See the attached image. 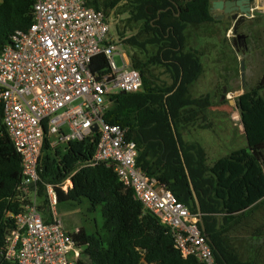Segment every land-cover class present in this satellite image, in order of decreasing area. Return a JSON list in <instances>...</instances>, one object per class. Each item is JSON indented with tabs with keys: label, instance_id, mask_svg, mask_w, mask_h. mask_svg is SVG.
Here are the masks:
<instances>
[{
	"label": "trees",
	"instance_id": "trees-1",
	"mask_svg": "<svg viewBox=\"0 0 264 264\" xmlns=\"http://www.w3.org/2000/svg\"><path fill=\"white\" fill-rule=\"evenodd\" d=\"M84 1L105 16L119 7L122 10L116 14L127 13L125 23L133 32L119 36L124 46L133 49L130 64L141 75L140 90L109 96L105 121L120 125L126 139L135 143L137 166L197 214L193 188L215 264H259L240 255L228 231L264 207V68L255 85L235 98L246 145L209 164L202 144L185 139L182 131L189 126L206 128L213 106L210 94L194 95L204 67L199 53L187 48L189 28L214 22L210 1ZM33 3L0 0V51L16 31L30 27ZM90 68L107 72L106 57H94ZM2 116L0 104V264H16L3 252L15 228L12 215L24 203L17 191L21 155L4 129ZM97 139V133H91L56 147L45 137L39 157L38 208L45 220L50 216L47 184L53 187L60 212L83 202L90 211L99 209L100 224L94 231L81 227L72 234L81 249L75 264H202L194 256L181 255L168 227L143 209L111 166L88 164ZM67 178L71 185L64 191L61 186Z\"/></svg>",
	"mask_w": 264,
	"mask_h": 264
},
{
	"label": "built area",
	"instance_id": "built-area-1",
	"mask_svg": "<svg viewBox=\"0 0 264 264\" xmlns=\"http://www.w3.org/2000/svg\"><path fill=\"white\" fill-rule=\"evenodd\" d=\"M33 12L30 27L16 31L0 51L2 124L21 155L17 191L24 201L21 210L12 215L15 228L6 239L4 256L16 264H75L80 249L72 234L79 229L68 231L57 217L52 185H46L49 219L45 220L38 208L39 157L45 137L56 145L97 133L88 164L111 166L143 209L168 227L182 256L215 264L198 214L190 213L137 166L135 143L126 139L124 128L103 117L110 95L141 88L139 71L131 67L126 52L109 36L105 14L84 0H34ZM100 54L108 61L107 72L90 68ZM70 185L67 178L61 188L67 191Z\"/></svg>",
	"mask_w": 264,
	"mask_h": 264
},
{
	"label": "rangeland",
	"instance_id": "rangeland-1",
	"mask_svg": "<svg viewBox=\"0 0 264 264\" xmlns=\"http://www.w3.org/2000/svg\"><path fill=\"white\" fill-rule=\"evenodd\" d=\"M264 0L259 3V7L252 11V15L247 17L240 25L241 30L247 32L245 43L233 42L232 25L229 20L212 22L204 24L198 28H189L187 37V48L196 50L203 63V73L193 87L194 95L210 94L213 106L208 111L206 120L207 127L199 129L202 134V140L207 147L219 144L218 151L214 153L209 150L208 155L214 161L231 151L232 149L242 147L246 144L244 136L240 133V120L233 117L236 112L234 106L229 105V99H235L236 93L242 92L255 85L262 75L264 68ZM113 10L106 16L109 24V36L118 44L120 51L126 52L128 57L133 51L132 48L124 46L119 34L125 36L132 34V30L125 23L127 13ZM115 62L119 65L118 55L114 56ZM243 62V68L241 67ZM166 78L165 75H161ZM225 87V90L223 88ZM224 98L221 99V96ZM191 127L182 131V135L187 137ZM195 129V128H194ZM198 130V128H196ZM68 131V128H64ZM61 144L56 143V147ZM211 161V160H210ZM57 217L61 219L65 228L69 231L84 228L86 231H94L100 224L99 209L90 211L85 202L69 208V210L59 211L56 205ZM260 218H252L248 223L250 230L242 231L241 234H257V250L252 257L264 264V230L257 233V226L260 224ZM248 234V235H250ZM234 244V243H233ZM235 245V244H234ZM236 246V245H235ZM80 249V248H79ZM81 250V249H80ZM239 251V250H238ZM240 253V252H239ZM72 255V252L69 253ZM242 257L246 258L244 253Z\"/></svg>",
	"mask_w": 264,
	"mask_h": 264
},
{
	"label": "crops",
	"instance_id": "crops-1",
	"mask_svg": "<svg viewBox=\"0 0 264 264\" xmlns=\"http://www.w3.org/2000/svg\"><path fill=\"white\" fill-rule=\"evenodd\" d=\"M260 2H262V0H255L257 8L259 7ZM263 4H264V2H263ZM207 118H208V114H207ZM190 127H191V129L189 130L190 132H188V135H187V137H185V139L199 141L206 151L208 163L212 164L214 162V159H212V157L210 159V156L208 155V151L212 150L213 151V158L216 157V155L214 153L216 152V149L218 151L219 144L215 145V143H214L212 147L210 145L207 147L206 143L203 142V140H202V134H200V132H199L200 131L199 129H205V128H198L196 126L195 127L189 126V128ZM196 128H198V130ZM253 217H255L256 219H259V218L261 219L260 224L257 226L256 231H257V233H259V232L262 233V231L264 230V207L260 210L255 211L253 214L249 215L248 217L242 219L240 222H238L237 225H233L232 227H230L228 234L231 237L232 242L236 245L235 247L239 250L241 256L244 253V255H246V258H251V259L256 260L254 257H252L254 252L258 251L256 244H254V243H256V241H253V240L258 239L259 238L258 235L257 234H250V233L241 234L242 231L250 230L248 227V223H250L252 221ZM248 234H250V235H248ZM256 261L260 264V262L258 260H256Z\"/></svg>",
	"mask_w": 264,
	"mask_h": 264
},
{
	"label": "flooded vegetation",
	"instance_id": "flooded-vegetation-1",
	"mask_svg": "<svg viewBox=\"0 0 264 264\" xmlns=\"http://www.w3.org/2000/svg\"><path fill=\"white\" fill-rule=\"evenodd\" d=\"M209 1H210L209 11L214 18V22L229 20L231 22L232 29L236 24L237 33L236 35L233 36V42L235 43V41H238L240 44L245 43L247 39V32L241 30L240 25L247 17L252 15V11H255L257 9L255 0L249 1V6L251 8L249 11L250 15H246V14L241 15L242 13L239 12V10H236L239 7L235 2L236 0H216V2H221V6L217 8H213L212 10H210V7L212 6L213 1L212 0ZM223 90H225V87L223 88Z\"/></svg>",
	"mask_w": 264,
	"mask_h": 264
},
{
	"label": "water",
	"instance_id": "water-1",
	"mask_svg": "<svg viewBox=\"0 0 264 264\" xmlns=\"http://www.w3.org/2000/svg\"><path fill=\"white\" fill-rule=\"evenodd\" d=\"M213 1V4L212 6L210 7V10H212L213 8H217V7H220L221 6V2H216V0H212ZM249 1L250 0H236V4L239 6L238 9L236 10H239V12H241L242 14L241 15H250L249 11H250V6H249ZM220 3V4H218ZM242 17V16H240ZM232 33L233 35H236L237 33V26L236 24L234 25L233 29H232ZM241 67L243 68V62H241ZM242 92H239V93H236L234 95V97H237L238 95H240ZM221 98H224V95H222ZM228 103L229 105L231 106H234V108L236 109V112L233 113V117L234 118H238V120H240V115H239V111L237 109V105H236V101L235 99H229L228 100ZM96 126H93L92 127V131H95L96 130ZM239 130H240V133L245 136V129H244V126L240 120V124H239ZM191 185V184H190ZM192 188V187H191ZM192 192H193V195H194V199H195V202H196V207H197V214H198V218H199V223L201 225V229L203 230V225H202V221H201V210H200V205H199V201L193 191V188H192Z\"/></svg>",
	"mask_w": 264,
	"mask_h": 264
}]
</instances>
